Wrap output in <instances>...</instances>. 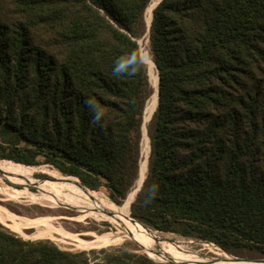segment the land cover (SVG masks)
<instances>
[{
	"label": "trees",
	"instance_id": "obj_1",
	"mask_svg": "<svg viewBox=\"0 0 264 264\" xmlns=\"http://www.w3.org/2000/svg\"><path fill=\"white\" fill-rule=\"evenodd\" d=\"M149 2L0 0V160L52 166L116 205L145 163L130 218L263 259L264 0H160L147 29ZM152 258L167 261L62 250L0 225V264H168Z\"/></svg>",
	"mask_w": 264,
	"mask_h": 264
},
{
	"label": "rangeland",
	"instance_id": "obj_2",
	"mask_svg": "<svg viewBox=\"0 0 264 264\" xmlns=\"http://www.w3.org/2000/svg\"><path fill=\"white\" fill-rule=\"evenodd\" d=\"M159 1L160 0H150L149 5L145 9L144 20L146 25H148L147 18L150 17L151 20L150 15L152 14V9ZM138 43H139L140 57L146 65L149 81L151 85L155 86L156 71L155 69H153V66L151 64V59L148 54V39L146 38V34H145V38L140 39ZM153 76L155 77V79ZM150 98L152 99V97ZM151 99L147 101L148 103H146L147 105H145L146 108L144 109L145 114L143 113V122H147L149 120L147 118L152 110L148 111V105H150ZM144 116H145V120H144ZM146 143L147 142L145 140L144 142L145 153L147 151ZM25 168H28L26 169L27 171L26 178H21L16 174L1 171L3 172V174H0V187L3 186V187L11 188L13 190L23 191L26 192L28 195H39V192L45 189L51 190L53 192L59 191L58 193L61 195L68 194L73 190V186L71 185V183L66 184L65 182L67 181L63 178L64 176L62 177V175L52 166L36 165V166H27ZM145 169H146L145 163H143V167L140 172V175H138L139 177L140 176L142 178L144 177ZM3 175H13L17 177L24 184H26L28 188H23V186L21 185L17 186L12 184L11 182L7 181ZM41 175L46 176V178H40ZM141 177L137 178L138 181L136 180L132 190H134L136 186L139 185L140 181L142 180ZM27 179L29 180L32 179V181H36L38 183L29 182ZM39 182L41 183V185ZM46 183H53V184H46ZM76 186H78V188L83 192H86L93 196L100 197L101 200H104V202L110 204L118 212L121 213L127 212L128 214L127 211L128 203L131 199L130 197L132 196H129L127 200L121 205H116L113 204V202H111L108 199L104 189H100L98 191H90L80 188L79 185ZM2 196L3 195L0 194V207L4 208L7 212H9L11 216L0 217V225L10 230L11 232L15 233L24 240L47 239L52 243H54L58 248L72 252H77V251L88 252L90 250L100 251V250L123 248L126 250H132L135 252L144 253L146 255L147 254L154 255L156 257H160L162 259L167 260V261H161L152 258L156 262L177 264L173 260L165 257L164 255L153 252H147L143 250L134 241L123 238H118L113 241L101 243L91 248H86V247L79 248L78 246H80L82 243H88L100 239L101 237L107 234H111L117 231V225L114 222H112L106 216L96 211H93V209H95L94 206L90 207L88 205H84V207H82V206H75L66 203H56L52 205L49 203L41 204V203L33 202L29 198H7L5 196L3 197ZM0 212L2 211L0 210ZM27 225L31 226L32 228H26ZM37 230H41L43 232L38 233ZM150 231L156 233L157 235H159L160 237L166 240L177 241L184 249L192 252L193 256H206L212 261L224 260L227 257H229L228 256L229 254L227 255L223 250H221L219 247L211 243H206L191 238L179 237L172 233H160L153 230ZM194 258L195 260L198 259L196 257ZM244 258L252 259L251 257H244Z\"/></svg>",
	"mask_w": 264,
	"mask_h": 264
},
{
	"label": "bare ground",
	"instance_id": "obj_3",
	"mask_svg": "<svg viewBox=\"0 0 264 264\" xmlns=\"http://www.w3.org/2000/svg\"><path fill=\"white\" fill-rule=\"evenodd\" d=\"M155 101H156V95L154 94L152 96L150 105H148V111L150 110L153 111L154 109L153 106H155ZM145 140H146V136H145ZM146 144H147V151H148V143ZM26 169L28 168L16 166L14 163L0 160V171L13 173L21 178H26V173H27ZM27 180L29 182L38 183L36 181H32V179L31 180L27 179ZM65 183L70 184L68 182H65ZM46 184H53V183H46ZM71 185L73 186V190L70 193L64 194V195L59 194L58 193L59 191L53 192L47 189L39 192V195H28L26 192L13 190L11 188L3 187V186L0 187V194H2L3 196L7 198H29L31 201L36 202V203H41V204L49 203L52 205L56 203H66V204H72L75 206H82V207H84V205H88L90 207L94 206L95 209H93V211H96L106 216L107 218H109L112 222H114L117 225V231H115L114 233L107 234L101 237L100 239H97V240H94L88 243H82L80 246H78L79 248H83V247L91 248L101 243L113 241L118 238H123V239L134 241L143 250L147 252H153V253L164 255L165 257L173 260L177 264H264V261H260V262L238 261V260H233L230 257H227L226 259L223 258L224 260L212 261L206 256H193L192 252L184 249L180 245V243H178L177 241H170V240H166L160 237L156 233L141 226V224L131 220L127 212L125 213L118 212L110 204L104 202V200H101L100 197L90 195L86 192L81 191L78 188V186L73 185V184ZM134 193L135 191L132 194V198L134 196ZM130 201L128 203V209H127L128 212H129ZM0 210L3 212V213L0 212V217H6V216L10 217L11 216V214L7 212L4 208L0 207ZM106 213H111L113 217L107 216ZM37 232L40 233L43 231L37 230ZM44 233H47V232H44ZM194 257L198 259L195 260Z\"/></svg>",
	"mask_w": 264,
	"mask_h": 264
},
{
	"label": "water",
	"instance_id": "obj_4",
	"mask_svg": "<svg viewBox=\"0 0 264 264\" xmlns=\"http://www.w3.org/2000/svg\"><path fill=\"white\" fill-rule=\"evenodd\" d=\"M149 25H150V21H149V23H148V25H147V29L149 28ZM156 77H157V73H156ZM157 80H158V78H157ZM155 93H156V100H157V97H158V95H157V88L155 89ZM155 109V108H154ZM154 109H153V111H154ZM153 111L151 112V114L153 113ZM151 114H150V117H151ZM150 117L148 118V119H150ZM145 133H146V129H145ZM147 136V135H146ZM148 138V137H147ZM148 152H149V145H148ZM147 157H148V155H147ZM12 163H14V162H12ZM14 164H17V163H14ZM0 174H3V172H1L0 171ZM145 177V176H144ZM144 179V178H143ZM143 179H142V181L140 182V184L138 185V186H136V190H135V194H136V192L140 189V187H141V185H142V182H143ZM78 185H79V187L80 188H82V189H84V190H88V189H86L84 186H82L80 183H78ZM135 196V195H134ZM134 199V198H133ZM114 204V203H113ZM129 206H130V204H129ZM106 215L107 216H109V217H113V215L111 214V213H106ZM130 217V216H129ZM131 220H133L132 218H130ZM134 221V220H133ZM142 226V225H141ZM144 227V226H143ZM145 228V227H144ZM147 229V228H146ZM149 230V229H148ZM226 253V252H225ZM227 254V253H226ZM228 255V254H227ZM231 259H233V260H238V261H252V262H260V261H264V258L263 259H247V258H238V257H233V256H230V255H228ZM170 262V261H169ZM171 263H173V262H171Z\"/></svg>",
	"mask_w": 264,
	"mask_h": 264
}]
</instances>
